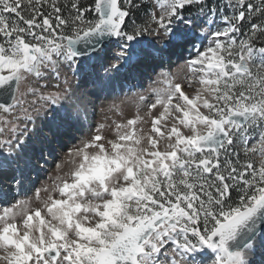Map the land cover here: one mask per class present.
<instances>
[{"label":"snow or ice","instance_id":"6c2138e0","mask_svg":"<svg viewBox=\"0 0 264 264\" xmlns=\"http://www.w3.org/2000/svg\"><path fill=\"white\" fill-rule=\"evenodd\" d=\"M146 36L188 49L183 76L140 96L147 111L113 138L100 124L69 148L33 196L5 197L0 264H251L264 250V0H0V151L74 95L67 77L46 82L62 68L111 38L116 68Z\"/></svg>","mask_w":264,"mask_h":264},{"label":"rangeland","instance_id":"374dc122","mask_svg":"<svg viewBox=\"0 0 264 264\" xmlns=\"http://www.w3.org/2000/svg\"><path fill=\"white\" fill-rule=\"evenodd\" d=\"M149 2L151 3V0H149ZM222 26L223 22L220 20L219 15H217L212 27L219 28ZM149 40L151 41V43H153L152 41L154 40L159 43L166 39L157 36H146L141 38V43L136 45L134 48L137 47L140 48L142 52L145 51V49L150 45ZM204 43H207V41H205ZM196 44L197 47H199L200 42L196 41ZM109 45L110 48L106 46L105 49L100 51L99 53V60L105 59V61L109 62V64H107L105 67H103V65H105L104 61H100L98 63L101 68V72L102 70L109 71L108 68H111L110 65L113 62V58H115V53L120 51L116 43L110 42ZM172 50L175 52L176 47L172 46ZM148 55H150V53L147 52L143 56ZM170 57V64H166V61H161L160 58H157L160 60L159 62L155 61L151 63H154L153 67L151 66V64L144 65L141 62L135 64V66L131 68L132 73L129 74L126 78H121L119 83L114 84V86L112 87V83L108 82V75L104 78L107 73L103 74L104 72H102L100 78H98L99 73L96 72L98 75L95 77L94 74L96 75V73H94V71H92L93 75H90V77L92 78L91 80H93L92 84L89 85L87 83V85H79L76 83V77L72 76L70 74V70H68L66 67L62 68L60 81H46L50 86L52 84L58 83L60 85V88H63L64 84L62 82L65 77H67L73 93H76V90L78 88H81L82 90H85L86 92H88V94H90V97H85V99L90 103L91 107L89 108L85 106L78 96V104H72L63 111L62 118L59 119L61 125L58 128V132H54L48 136L45 134V136L39 139L38 137L33 136L31 140V143H33L32 148H30V150L25 149V151L28 153V160L34 162L35 169H26L24 171L26 179L21 178L23 179V181L19 184L14 183L17 182L16 180L11 181L12 179L10 178V173L3 178V181L7 182L3 187L4 191L6 190L7 193L10 194H8L9 197L8 199H6V202L8 204H11L18 199L31 197L33 196L36 189L42 188V186L46 183L50 184V178L57 174L56 165L63 160L64 155L68 151V149L73 145L80 144L83 139L90 138L91 135L96 132L98 125H107V127L103 129V134L107 138H113L115 122H124L127 119L132 118L137 112L138 105L140 106V113L141 115H143L144 112L147 111V108L146 104L140 101V96H144L147 101H154L156 98V93L153 90H163L167 87L165 81L167 79V76L169 75L167 74L168 72H170L171 75L176 76L177 78H181L183 76L184 62L189 58V51L187 48H183L180 52H177V55H173L171 53ZM77 60L79 61V64L82 63L80 58H78ZM158 63H161V66ZM140 65H142V67H140ZM160 71H163L165 76H159L158 73ZM69 96H71V98L74 97V95L71 94ZM65 101L66 100L61 101V103L63 104ZM61 103L60 105H58L59 107L62 105ZM53 109V106H48L47 108H42L40 113L35 115V130L37 131L38 135H40V132L46 133L42 129V127L44 126L43 121L44 118L48 119L54 116L55 112H53ZM74 111L78 112V114L82 111L86 112L88 123L84 120L83 124L80 122L75 125L78 120V114L74 115ZM158 111L159 109L154 110V114H158ZM53 120H48L47 123L50 125ZM56 120H58V116ZM56 120L53 122L56 123ZM145 120L148 122L143 124V128L145 131H149L151 127L150 119L148 117H145ZM28 127L31 130L33 126L31 123H29ZM137 127L139 128L141 127V125L138 124ZM50 153H54V156L50 155ZM4 154H8L6 149L0 151V156ZM41 154H43L44 158L48 161L47 164H45L44 159H40ZM254 159L258 160L259 157H254ZM24 166L26 167V165ZM65 171H67V167L65 168ZM18 180L20 181V178ZM41 196H46V193L41 192ZM4 202L5 200H0V204H3ZM257 251L260 258L256 260L255 264H264V253H262V251H259V249Z\"/></svg>","mask_w":264,"mask_h":264},{"label":"bare ground","instance_id":"6f19581e","mask_svg":"<svg viewBox=\"0 0 264 264\" xmlns=\"http://www.w3.org/2000/svg\"><path fill=\"white\" fill-rule=\"evenodd\" d=\"M151 40V39H150ZM149 40V41H150ZM107 43H105L102 47H101V49H97L93 54H91V56L90 57H88V58H85V57H81L80 58V60L82 61V63L81 64H79V61L77 60V63L75 64V65H73V68L74 67H76V69H77V71H75V72H70V74L72 75V76H74V77H76V83L77 84H79V85H87V83L90 85V84H92L93 83V80H91L92 78L90 77V75L93 73L92 71H94V73H99V76H98V78H100V76H101V73L102 72H104L103 74H106L105 76H104V78L107 76L108 77V82H110V83H112L111 84V87L112 86H114V84H118L119 83V81H120V79L121 78H126L128 75H129V71H128V68L130 67V66H134L135 64H136V62H138V60L140 61V60H144V59H148V58H155V60H157L156 59V56H157V52H154V51H149L150 49L149 48H151L150 47V45H154L157 49H158V51H160V52H163L164 50H162L161 49V46H160V44L161 45H164V47H165V43L167 42L166 40H163V41H161V42H159V43H157L155 40L154 41H152L153 43H151V41H150V45H149V47L148 48H146L145 49V51H143L142 52V50L140 49V48H137V50H136V48H134V49H132L131 50V52H130V54H129V56H128V59L127 60H121L120 61V66H118V67H116V68H113L112 67V65L113 64H115L116 63V58H113V62H112V64L110 65L111 66V68L109 69L108 68V70L109 71H104V70H102V72H101V68H100V66L98 65V63L100 62V61H104L105 62V65H103V67H105L107 64H109V62L108 61H105V59H100L99 60V53H100V51H102V50H104L105 49V47L107 46V47H109L110 48V42L112 43L113 41H106ZM153 46V47H154ZM171 46V45H170ZM170 46H168V47H165V48H169ZM151 49H153V48H151ZM186 49V48H185ZM181 51V50H180ZM150 53V55H148V56H143V55H145V53ZM113 53V52H112ZM161 55V54H160ZM173 55H177V52H175V53H173ZM175 57V56H174ZM171 58V57H170ZM170 58L166 61V64L168 63V64H170L171 63V60H170ZM135 59H138L136 62H135ZM161 60V59H160ZM161 61H163V59L161 60ZM90 62H92V65H90ZM170 62V63H169ZM158 64H160V66H161V63H158ZM165 64V65H166ZM151 66L153 67L154 66V63L153 64H151ZM155 66H157V65H155ZM109 67V66H108ZM149 67V66H148ZM159 67V66H158ZM156 68V67H155ZM169 71V70H168ZM168 71H166V72H168ZM122 72L124 73V76L123 77H119V75H121L122 74ZM96 73V75L94 74V76L96 77L98 74ZM131 74V73H130ZM167 74H169V75H171L170 74V72H168ZM83 75V76H82ZM93 75V74H92ZM158 75L159 76H165L164 75V73H163V71H160L159 73H158ZM86 80V81H85ZM110 87V88H111ZM112 90V89H111ZM87 95V96H86ZM78 96L80 97V99H81V101L83 102V104L85 105V106H87V107H91L90 106V103L85 99V97H90V94H88V92H86L85 90H82L81 88H78L77 90H76V93H74V97H72L71 98V96H69V98L68 99H66V101L59 107L58 105H55V106H53V112H55L54 113V116H52V117H54V118H52V117H50V118H48V119H45L44 118V121H43V124H44V126L42 127V129L46 132V133H43V132H40V135H38L37 134V131L35 130V131H32L31 132V140H32V138H33V136H35V137H38V139L39 138H42L43 136H45V134L48 136V135H50V134H52V133H54V132H58V128H59V126L61 125V123L59 122V119H61L62 118V113H63V111L62 110H65L66 108H68L70 105H72V104H78V100H79V98H78ZM65 107V109H62V108H64ZM58 108V109H57ZM57 110V111H56ZM74 113V115H76V114H78V112H76V111H74L73 112ZM86 112H81V113H79L78 115H77V117H78V120H77V122L75 123V125L76 124H78V123H82L83 124V122H84V120L88 123V118H86ZM57 116H58V120H56L57 119ZM47 118V117H46ZM80 118H81V120H80ZM86 118V119H85ZM54 119V120H53ZM48 120H53V121H55L56 120V123L55 122H51V124L49 125L47 122H48ZM69 122V121H68ZM86 124V123H85ZM74 126V125H73ZM40 128V127H39ZM38 130V129H37ZM39 131V130H38ZM40 136V137H39ZM31 140L30 141H28L27 143H26V145L25 146H23L21 149H19V150H16V151H14L11 155H9V154H4V155H2V156H0V173H7V172H9L10 171V167L11 166H8L9 165V160H11L12 158H14V157H16V154H19L20 152H23V150L25 151V149H28V150H30V148H32V144L33 143H31ZM34 141V140H33ZM34 147H35V145H34ZM26 152V151H25ZM50 152V151H49ZM27 153V152H26ZM37 155V154H36ZM19 157H22L23 155H18ZM22 162V163H21ZM20 163L21 164H23V165H26V167H28V169H35V166H34V162L33 161H30V160H28V155L26 156L25 155V158L21 161ZM31 162V163H30ZM21 174V173H20ZM22 175V174H21ZM24 177V178H23ZM26 177V175H24V176H20V181L19 182H21L22 183V181H23V179H26L25 178ZM21 178H23V179H21ZM27 181V180H26ZM14 183H16L17 184V182H14ZM4 184H6L5 182H4ZM23 185V184H22ZM25 186V185H24ZM3 189V188H2ZM26 191V190H25ZM21 194V193H20ZM19 194V195H20ZM10 195V194H9ZM9 195L7 194H5V197H6V199H8V197H9ZM23 195V194H22ZM5 197H4V199H3V201L5 200ZM259 249V251H262V253H264V250H262V249H260V248H257L255 251H253L252 253H250L249 254V259H250V261H251V264H255V262H256V260H258L260 257L258 256V250Z\"/></svg>","mask_w":264,"mask_h":264},{"label":"water","instance_id":"95a60500","mask_svg":"<svg viewBox=\"0 0 264 264\" xmlns=\"http://www.w3.org/2000/svg\"><path fill=\"white\" fill-rule=\"evenodd\" d=\"M114 39H115V38H111V39H109V40H111V41H112V40H114ZM106 41H108V40H106Z\"/></svg>","mask_w":264,"mask_h":264}]
</instances>
